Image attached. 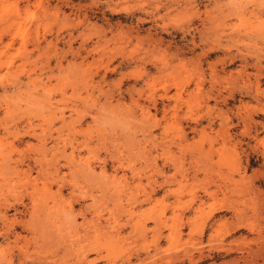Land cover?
I'll return each instance as SVG.
<instances>
[{"label": "rangeland", "instance_id": "rangeland-1", "mask_svg": "<svg viewBox=\"0 0 264 264\" xmlns=\"http://www.w3.org/2000/svg\"><path fill=\"white\" fill-rule=\"evenodd\" d=\"M0 264H264V0H0Z\"/></svg>", "mask_w": 264, "mask_h": 264}, {"label": "bare ground", "instance_id": "bare-ground-1", "mask_svg": "<svg viewBox=\"0 0 264 264\" xmlns=\"http://www.w3.org/2000/svg\"><path fill=\"white\" fill-rule=\"evenodd\" d=\"M260 144H261V143H260ZM258 146H259V144H258ZM255 148H256V147H255ZM253 151H254V150H253ZM255 153H256V152H255ZM242 180H244V179H242ZM225 186H226V185H225ZM239 186H240V185H239ZM244 187H245V186H244ZM245 189H246V188H245ZM245 189H244V190H245ZM240 213H241V212H240ZM235 215H236V213H235ZM236 216H237V215H236Z\"/></svg>", "mask_w": 264, "mask_h": 264}]
</instances>
